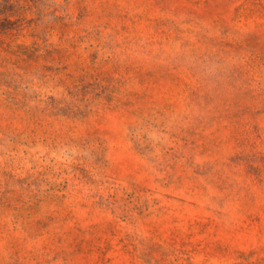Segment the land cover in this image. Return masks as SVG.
<instances>
[{"label": "rangeland", "instance_id": "rangeland-1", "mask_svg": "<svg viewBox=\"0 0 264 264\" xmlns=\"http://www.w3.org/2000/svg\"><path fill=\"white\" fill-rule=\"evenodd\" d=\"M0 264H264V0H0Z\"/></svg>", "mask_w": 264, "mask_h": 264}]
</instances>
